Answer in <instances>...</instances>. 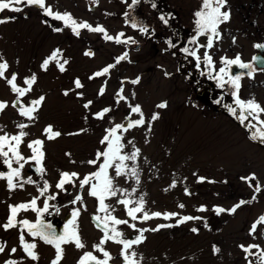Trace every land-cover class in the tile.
<instances>
[{
  "label": "flooded vegetation",
  "instance_id": "1",
  "mask_svg": "<svg viewBox=\"0 0 264 264\" xmlns=\"http://www.w3.org/2000/svg\"><path fill=\"white\" fill-rule=\"evenodd\" d=\"M45 3L52 8L53 12L61 14L66 12L65 9H60L62 12L58 10L56 3L52 0H45ZM201 3L202 0H141L140 3L129 8L131 0H100L91 6H87L84 10L79 8L81 18L75 19V21L77 23L87 22L92 27L102 26L107 34L114 38L123 33L122 42L129 37L135 40L136 44L125 43V47L132 54L143 52L148 74H159L166 79L169 77L176 78L181 85L177 92L185 96L182 108L188 104L194 105L196 108L199 106V109L202 106L203 110L207 111L214 109L220 113V117L224 119L225 123H228L226 131L231 142L234 141L241 147V154L238 155L240 164L245 159L248 165H255L264 171V144L259 139H252L253 135L258 136V129L264 131V124L253 120L251 117L242 124L238 118L240 110L235 105V98L231 95L236 89L227 83L220 87L217 79L218 74L223 76L225 81L228 80L229 76L240 75L241 87L237 93L238 97L245 101L255 99L256 102L264 106V71H261L264 69V47H254L257 44L264 45V0H227V5L222 10L230 11L231 18L219 26L221 37L218 40L213 39L212 48L206 47L209 33L197 36L195 13L200 10ZM17 7H20L22 11L5 10L0 12V19H7L6 23L0 24V57L9 65L5 75L11 78L15 74L17 86L22 88L28 87L24 83L25 79L30 78L33 74L36 75L37 81L32 86V90L21 97L20 101L27 106L28 101L44 96L45 102L38 112L34 113L36 119L29 121L19 115L17 110L19 104L16 108L12 107V102L17 99V95L4 79H0V101L8 103V107L0 112V135L5 132L10 135L18 134L21 130L17 125L20 123L29 125L24 129L28 135L23 138V143L20 145L21 153L25 157H30L32 152L27 147L28 142L35 139L43 140L46 172L43 174L36 172L37 165L30 161L22 169V177L24 179L31 177L34 182L25 183L23 188L17 187L11 192L7 189L6 180L0 179V225L7 221L9 205L27 203L32 198L39 197L37 207L42 208L47 196L56 195L55 200L49 201L48 212L41 214L39 219L44 224H51L59 234L63 231L64 224L71 218L72 210L79 209L78 226L85 248L78 250L73 244L62 246L65 249V256L61 261V264H77L83 253L93 251V244L98 243L102 238L103 231L97 227V221L93 219V216L103 217L105 213L98 212L97 199L87 193L89 186L83 190L79 188V179L74 178V183L66 184V191L57 189L55 185L60 179V172H76L82 179L84 175L96 171L98 165H89L87 161L95 159L98 149L103 150L104 146L100 144V139L105 134V129L111 128L117 123L126 128L130 121L138 119L139 116L127 114L123 119H120L118 97H114L113 94L111 97L105 96L110 77H118V91H120L121 80L119 75L123 60L117 64L116 58L122 54L119 50L114 51V46L119 48L120 43H116L115 39L107 41L104 39V33H95L88 29H79V35L74 34L70 24L66 26L63 21L45 16L43 10L37 6L30 7L21 4ZM126 12L129 13L128 16H125ZM89 14H98L99 18L93 21L94 19L85 17ZM161 16L165 17L168 23H164L160 19ZM133 22L136 23L137 27H132ZM141 26L146 27L147 31L141 32L139 30ZM56 28L61 30L55 31ZM42 33L47 34L52 40V47L49 51L40 50L38 38ZM88 36H91L89 41ZM93 36L101 47L94 48L91 46V42L94 40ZM194 37L196 42L192 43ZM106 45L113 48L105 51ZM184 49H188V52H185ZM56 50H59L57 60L60 63H63L64 60L68 61L64 65L65 71H59L56 61H51L48 69L43 70L41 68L42 62ZM193 51L196 52V57L190 55ZM205 51L212 57L210 67L206 66L203 60ZM86 52H90L91 55H85ZM237 56L240 57L241 62L251 63L256 69L251 78L247 76L248 69H241L238 65L226 66L222 62V58L235 59ZM254 57L258 59L254 60ZM138 60L134 54L131 56L132 68H135L134 65L137 64ZM81 64L83 66H80ZM113 64L115 67L111 68L105 76L89 79L95 72ZM221 67L225 68L227 75L219 72ZM76 79H79L84 85L82 89L75 88L74 81ZM134 79L130 78L129 80L131 82ZM89 85H97V88ZM102 86L105 91L103 95H99ZM90 87H94V89L91 90ZM65 90H71L68 96L63 95ZM89 90L92 92L90 93ZM55 91L60 93L54 95ZM77 92H82L83 96L78 97ZM57 97L59 100L63 97L68 99L66 112L63 115L52 114V111L56 110L55 98ZM107 98L111 99L105 102ZM89 100L92 101V104L89 109H85L83 105ZM152 100L145 105L147 110L144 111V117L148 121L154 112L159 113L160 119L152 122V129L154 132L163 133L165 131L164 125L169 122L170 113L174 116L180 107L178 105L170 106L167 103V108L158 109L156 105L160 102L155 101L154 103ZM229 106L237 108L235 115L228 111ZM105 107L110 108L111 111L106 113L103 119H96L93 114L100 112ZM168 109L169 111H167ZM164 111L169 112V114L162 113ZM259 120L264 121V114L260 115ZM48 125L52 126L53 131H59L62 135L54 140H47L43 135V130ZM81 129L87 131L80 132ZM76 132H80V134L68 135V133ZM147 133H149L148 128L141 126L130 128L127 131L121 129L118 130L117 134L121 136V139L127 138L129 140V136H133V134L145 137ZM66 153H70V155H66ZM143 154L146 156L147 164H151L152 153L144 152ZM159 165L163 166V161H160ZM13 167H17L15 162H13ZM144 168L150 172V167L144 166ZM109 170L112 173H109ZM109 170L108 173L112 177L115 168L112 167ZM8 171L9 169L3 163V158L0 157V172L7 173ZM26 173L27 176H24ZM251 174H255L256 180L252 182V187L249 186L248 182L242 183L244 188L242 195L246 198L255 195L256 199L248 203V206L242 205L240 208L241 211L243 208L250 209L253 207H258L259 210L257 215L252 217L243 216V221L239 227L240 237L244 238L247 243H242L235 232L231 229L228 230L231 244L237 251V257L239 256L238 253L242 252L241 264H250V262L251 264H259V252L264 251V224H258L257 231L249 234L252 224L261 215H264V174L258 176L255 172L248 171L241 177H247ZM155 180L157 181L154 183V187L149 184L145 187L142 195L131 200L140 201L142 198L144 201L143 208L149 213L167 212L178 215L168 220L161 216L144 221L141 218L143 215L141 212L136 214L138 217L136 220H132L127 215V208L138 205H133L130 202L125 207L117 201L127 197L117 195L107 198L105 203L112 206L109 209L112 216L126 220L128 224L115 227L123 233V238L129 240L135 239L140 234L138 229H149L143 233L145 237L143 243L133 245L131 249L137 253L139 264H193L199 259V247L196 248L197 242L188 245L185 234H188V238L195 237V234L201 230V223H206V220H208L209 231H215L216 224L213 220H216V217L210 211L203 213L183 211L184 209L179 207L182 204V198L180 200L176 197L168 199L166 195L168 184H165V180L162 178ZM44 181H47L50 187L48 192L41 196L39 189L43 187ZM113 181L117 187L115 179ZM256 183L261 185L259 193L254 192ZM77 194L82 195L83 204L81 202L70 203ZM152 207L155 209L152 210ZM228 215L233 214L228 213L226 215L227 221L231 219ZM183 216L201 217V219L177 225L176 221ZM24 219L36 223L37 213L31 209L21 210L17 215V220ZM161 224L173 226L161 228L155 232L150 231V229ZM130 225H135V229ZM192 228H196L198 231L194 233L191 231ZM21 234L24 235L26 242L36 243L35 251L39 256L37 261L31 260L23 252L19 240ZM0 243L6 245V251L0 253L1 264H4L5 260L8 259H14L18 264H50L55 256V249L51 245L45 244L39 237H31L27 230L20 225L7 231L0 227ZM241 245L245 247L257 245L258 248H252L251 254H249L242 250ZM13 247L17 251L9 255ZM103 247L114 258L109 260L108 264H124L122 257H120L122 245L110 240ZM93 254L100 260L104 259L101 252L96 251ZM90 264H94V262H90Z\"/></svg>",
  "mask_w": 264,
  "mask_h": 264
},
{
  "label": "snow or ice",
  "instance_id": "2",
  "mask_svg": "<svg viewBox=\"0 0 264 264\" xmlns=\"http://www.w3.org/2000/svg\"><path fill=\"white\" fill-rule=\"evenodd\" d=\"M141 0H131V4L129 5V8L134 7L138 3H140ZM26 5V6H37L39 9L43 10V14L48 17H52L55 20L63 21L66 26L69 24L72 26V31L74 34L79 35V29H88L91 32L95 33H104V39L107 41H112L115 39L116 43H121V36H123V33L118 34L115 38L111 35H108L106 30L102 26H96L92 27L87 22H80L77 23L69 13L65 12L63 14L59 12H53L52 8L50 6H47L45 3V0H0V12H3L5 10H9L12 12H21L22 9L20 7H17V5ZM227 5V0H202L200 10H198L195 13V16L197 17L196 20V28H197V36L202 35L204 33H209L207 37V48L213 47V39H220L221 33L219 31V26L222 23H226L230 20L231 14L228 10H222L225 9ZM155 7V5H152ZM129 13H125V16H128ZM160 19L164 23H168L167 19L163 16L160 17ZM7 22V19H0V24H4ZM132 27H137L136 23H132ZM55 31H60L61 29L56 28ZM141 32H146L147 28L141 26L139 29ZM124 43H131L136 44V41L132 38H128L126 41H123ZM196 42V38L194 37L192 40V43ZM256 48H262L264 45H254ZM185 52H188V49H184ZM59 55V50L54 51L48 58H46L42 64L41 68L43 70H47L49 63L51 61H56L59 71L64 72L65 67L64 65L68 63L67 60H64L63 63H60L59 60H57V56ZM85 55H91L90 52H86ZM190 55L196 57V52L193 51L190 53ZM127 59V53H124L120 57L116 58V63H120V61ZM254 60L258 59L256 57L253 58ZM197 60H199V57H197ZM203 60L206 66L212 65V57L209 55L207 51L204 52ZM222 62L226 66H232V65H238L241 69H248L247 76L249 78L252 77L253 72L256 71V69L253 67L251 63H244L241 62L240 57L237 56L235 59H225L222 58ZM115 67V65H108L104 67L102 70L97 71L93 74V76H90L89 79H94L96 77L105 76L109 73L110 69ZM9 68V65L6 61H3V58L0 57V79H4L5 82L10 86L11 90L16 93L17 99L12 102V107L16 108L19 104L18 113L20 116L27 118L29 121H34L36 119V116L34 113H37L39 108L42 106V104L45 102L44 96H39L37 99L31 100L27 102V106L24 103H21L20 98L24 97L28 92L32 90V86L36 83L37 77L36 75H32L30 78H27L24 80V83L28 86L26 88H22L17 86L16 83V75L13 74L11 78H8L5 73L6 70ZM261 71H264V69H261ZM220 73H223L227 75L226 70L224 67H221L219 69ZM167 75V73H165ZM217 79L219 81V86L223 87L225 83L230 84L231 87L236 89V91H233L231 95L235 98V105L240 110L239 119L240 122L243 124L245 120H247L249 117H251L253 120H257L259 123L264 124V121H260L259 117L261 114H264V106H262L260 103L256 102L255 99H248L247 101L242 100L238 97L237 93L241 87L240 85V75L236 76H229L228 80L225 81L224 77L219 75L217 76ZM140 82V78L134 79L131 81L132 84H138ZM123 84V82H122ZM74 85L76 89H82L84 85L79 79H76L74 81ZM71 90H65L63 95L68 96L69 92ZM105 91V88L102 86L99 90V95H103ZM123 88L120 89L116 93V96L118 97L117 103L120 101L126 100L127 98L122 95ZM76 95L78 97H82V92H77ZM133 93V97H134ZM92 104V101L89 100L86 103H84L83 107L85 109H89L90 105ZM167 102L162 101L159 104L156 105L158 109H165L167 108ZM8 107V103L5 101H0V112H3ZM131 112L139 114V118L130 121V123L125 128L122 124L117 123L113 127L105 129V134L100 139V144L104 146L103 150L98 149L95 154V159H90L87 161L89 165L97 166L98 168L96 171L91 172L89 174H86L83 176L82 179L79 178V174L76 172H67L63 171L60 172V179L56 183L55 187L59 190L66 191L65 185L66 184H72L74 183V178L79 179V188L81 190L85 189L86 186H89L87 189V193L91 197H95L98 201V212H104L105 215L103 217L99 215L93 216V219L97 221V227L100 228L103 231V236L99 240L98 243L93 244V251H86L83 253V255L79 258L77 261V264H90V262H94V264H108L109 260L114 259L108 251H106L103 247L107 241H113L117 244L122 245L120 257H122L124 264H139L137 260V253L134 251H131L133 248V245H139L143 243L145 237L143 235L144 232L149 231V229H138L137 231L140 233L135 237V239H126L123 238V233L121 231H118L115 226L117 225H124L128 224V221L117 219L116 217L112 216L109 212V209L112 207L111 205H108L105 203L107 198L115 197L117 196V193L121 190L118 189L113 181V178L110 177L108 170L109 168L114 167L115 168V175L117 177L121 176L123 173V170L127 168L128 166L124 163L127 160L135 161L137 157L140 154V149L136 148L134 151L131 152L130 155L127 154H121L122 149L124 145L121 143V136L118 135V130L123 129L124 131H127L130 128L134 127H141L146 126L149 131L152 129V122L160 119L159 113H153L150 117V120L146 121L144 114L142 112L140 105L131 106ZM111 111L110 108L105 107L100 112H97L94 115L96 119H103L105 117L106 113H109ZM228 111L235 115L237 112V108L234 107H228ZM247 113V115H245ZM127 119V117H126ZM17 127L21 130L18 134L10 135L8 133H4L0 135V157L3 158V163L7 166L9 171L7 173L0 172V179L6 180V186L9 192L16 190L17 187L23 188L25 183H33L31 177H28L27 179H24L22 177V169H24L25 164H28L30 161L34 162L36 167V172L38 173H45L46 168L44 167V160H45V152L43 150L44 148V141L41 139H35L28 142L27 147L31 150L32 155L30 157H25L20 150V145L23 143V138L28 135V132L24 131L29 125L25 123H20L17 125ZM87 131L86 129H81L80 132ZM80 132L76 133H68V135H79ZM258 136L253 135L252 139H259L262 144H264V131L257 130ZM43 135L46 137L47 140H54L62 135L59 131H53V128L51 125H48L43 130ZM131 143V142H129ZM7 149V150H5ZM66 155H70V153H66ZM13 162L17 165V167H13ZM130 174L133 177H136L137 183H139V175L138 172L133 166L130 170ZM206 178L204 177H198V182H204ZM242 180L249 183V186L252 187V182L256 180L255 174H251L247 177H241ZM213 182V181H209ZM172 187L175 186V183L171 185ZM50 185L47 181H44L43 187L39 189L40 195L44 196L45 193L48 192ZM261 191V185L259 183H256L254 186V192L259 193ZM187 193V190H186ZM190 194V193H188ZM39 197L32 198L27 203H20L17 205H9V215L7 217V221L0 225V227H3L5 231L17 227V225L22 226L24 229L27 230L29 235L33 238L39 237L41 241H43L45 244L51 245L55 249V256L50 261V264H61V261L64 259L65 256V249L64 245L73 244L76 249H84L85 243L80 235L79 232V226H78V218L80 215L79 209H73L71 212V218L67 220V222L63 226V231L59 234H57L55 228L51 224H44L39 219L40 215L43 213L48 212L49 210V201L55 200L56 195H49L45 198L43 207L39 208L37 207V199ZM256 196L253 195L252 200H255ZM77 202H81L83 204V197L80 194L75 195L74 199L70 201L71 204H76ZM118 203H121L127 207V205L130 203L129 200L123 199L117 201ZM250 203V201H244L241 200L238 203H236L234 206H232L230 209H225L222 207H215L214 211L217 215L228 212L229 214H234L237 209H239L242 205ZM144 201L141 198V200L138 202V206L127 208V215L131 217L132 220H136L137 213H143L142 220L147 221L154 217H163V219L168 220L172 217L177 216V213H160V212H152L149 213L144 210L143 208ZM54 207V206H52ZM180 208H183L184 205L180 204ZM31 209L33 212L37 213V221L36 223H31L27 219L24 220H17V215L20 213L21 210L27 211ZM114 211V209H112ZM207 209L204 206H201L197 209V211L204 212ZM58 211V209H57ZM201 217H193V216H183L180 217L176 223L177 225L183 224L187 221L191 220H199ZM258 224H264V215H261L257 221H255L250 229V235L255 233L257 231V225ZM171 224H161L158 225L156 228L150 229V231H159L161 228L166 227H172ZM207 226V224L205 225ZM133 229H135V225H130ZM192 232H197L198 229L192 228ZM20 240V246L23 249V252L26 254L28 258H30L33 261H37L39 259L38 253L35 251L37 248L36 243L32 242H26L25 237L23 234L19 236ZM242 250L245 253L251 254L252 248H258L257 245H249L248 247H245L243 245L240 246ZM6 251V245L4 243H0V253H4ZM17 249L13 247L9 253V255L16 253ZM101 252L104 259L100 260L93 254V252ZM220 249L213 246V252H219ZM247 259V257H246ZM258 262L259 264H264V251H260L258 255ZM4 264H18V262L14 259H8L5 260ZM251 264V262H250Z\"/></svg>",
  "mask_w": 264,
  "mask_h": 264
},
{
  "label": "rangeland",
  "instance_id": "3",
  "mask_svg": "<svg viewBox=\"0 0 264 264\" xmlns=\"http://www.w3.org/2000/svg\"><path fill=\"white\" fill-rule=\"evenodd\" d=\"M52 1L56 3L58 10L65 9L75 20L81 18L79 8L84 10L87 6H91L100 0ZM85 17L94 19L93 21L99 18L98 14H89ZM90 38L91 36H88V41ZM38 39L41 51L51 50L52 40L47 34H40ZM93 39L91 46L94 48L101 47L94 36ZM112 48L106 45L104 49L109 51ZM118 50L122 55L127 53L128 59L121 62L122 70L119 75L120 89L123 88L122 95L127 98L119 102L120 119H123L127 114L139 116L130 110L131 106L137 104L141 106L144 114V111L147 110L145 105L151 99L154 103L155 101L157 103L166 101L170 106L178 105L180 108L176 113L174 112V116L170 113L169 122L164 125L165 131L163 133L154 132L151 129V132L149 131L145 137L133 134V136H129V140L127 138L121 139V143L124 145L121 154L130 155L136 148L140 149V154L135 161L127 160L124 162L128 166L123 170L124 174L119 177L115 173L113 174L112 178L117 182V188L121 190L117 195L126 196L125 199L129 200L131 204L138 205L139 201H132L131 199L138 198L143 194L146 186L152 184L154 187V183L157 181L155 179L160 180L162 178L165 180V184H168L167 198L176 197L179 200L182 198L183 211L200 212L197 209L204 206L207 209L204 212H213L216 217V220H213L216 224L215 231H209L208 220H206V223H201V230L195 234V237L188 238V234H185L188 245L194 244V242L198 243V246L196 243V248L199 247V259L193 264H241L242 252L240 251L237 257V251L231 244L228 230L231 229L235 232L239 240L246 244V240L240 237L239 227L243 221V216L257 215L259 208H243L242 211L239 208L237 209L238 213L228 215L231 217L228 221L225 218L228 212L217 215L214 208L230 209L231 206L241 200L251 202L252 197L246 198L242 195L244 189L242 183L246 181H242L241 175L249 171L262 176L264 171L255 165H248L245 159L240 164L238 155L241 154V147L234 141L231 142L226 131L228 123L224 122L220 113L214 109L207 111L203 110L202 106L199 109V106L196 108L194 105L188 104L182 108L185 96L177 92L181 85L176 78L169 77L166 79L159 74H148L143 52L133 53L135 58L139 60L134 65L135 68H132L131 56L133 54L132 52L129 53L124 42L120 43L119 48L114 46V51ZM135 77L140 78L138 84H132L129 80ZM109 80L105 96L111 97L113 94L115 97L118 92L119 79L118 77H110ZM89 86L97 88V85ZM94 87H90V89L93 90ZM89 92L92 91L89 90ZM59 93V91H55L54 95ZM133 93L135 94L134 97ZM110 99H105V102ZM67 101L66 97L60 100L58 97L55 98L56 110H53L52 114L63 115L66 112ZM162 113L169 114L166 111ZM142 152L152 153L151 164H147L146 156ZM160 161H163V166L159 165ZM133 166L138 172L139 183H137L136 177L130 174L129 170ZM144 166L150 167V172ZM109 173L112 171L109 170ZM161 173L163 174L161 175ZM24 176H27V173ZM198 177L206 179L204 182H198ZM173 183H175L174 187L171 186ZM244 205L248 206L249 204ZM151 209L155 208L152 207ZM206 224L207 226H205ZM213 246L219 248L220 251L214 253Z\"/></svg>",
  "mask_w": 264,
  "mask_h": 264
}]
</instances>
